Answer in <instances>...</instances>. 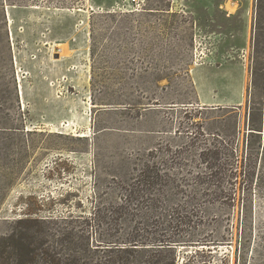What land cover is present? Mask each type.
<instances>
[{
  "label": "rangeland",
  "instance_id": "obj_1",
  "mask_svg": "<svg viewBox=\"0 0 264 264\" xmlns=\"http://www.w3.org/2000/svg\"><path fill=\"white\" fill-rule=\"evenodd\" d=\"M120 4L0 0V238L21 218L89 214L137 150L157 162L162 147L172 176L185 146L197 171L200 149L227 145L228 112L245 151L250 107L264 101V0H147L136 13ZM218 178L197 192L195 223L172 250L140 255L264 264L259 173L249 188L222 191Z\"/></svg>",
  "mask_w": 264,
  "mask_h": 264
},
{
  "label": "trees",
  "instance_id": "obj_2",
  "mask_svg": "<svg viewBox=\"0 0 264 264\" xmlns=\"http://www.w3.org/2000/svg\"><path fill=\"white\" fill-rule=\"evenodd\" d=\"M263 107V100L258 108L250 107V132L244 152L234 147L232 127L238 120L233 112H228L227 145L200 149L194 168L197 171L188 170L185 162L190 151L185 146L173 159L178 170L172 176L165 171L162 147L156 149L157 162L137 150L125 159V170L113 177V183L107 186L109 192L95 195L89 214L18 220L11 233L0 238V264H176L174 258L161 261L155 260V255L140 254L159 255L173 249L180 233L195 223L193 218L199 211L194 202L201 188L217 177L218 182L211 185L222 191L225 184L235 189L240 180L250 187L258 173L264 186ZM256 121L261 125L255 127ZM201 136L205 134L198 131L190 139L196 142ZM191 239L184 244H193ZM101 252L107 257L101 258Z\"/></svg>",
  "mask_w": 264,
  "mask_h": 264
},
{
  "label": "built area",
  "instance_id": "obj_3",
  "mask_svg": "<svg viewBox=\"0 0 264 264\" xmlns=\"http://www.w3.org/2000/svg\"><path fill=\"white\" fill-rule=\"evenodd\" d=\"M122 10L136 13L142 12L147 6V0H121Z\"/></svg>",
  "mask_w": 264,
  "mask_h": 264
}]
</instances>
